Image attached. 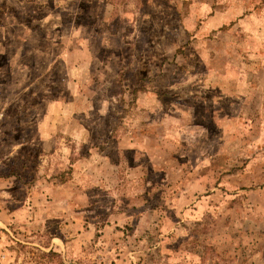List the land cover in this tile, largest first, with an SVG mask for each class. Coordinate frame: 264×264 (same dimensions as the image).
Returning <instances> with one entry per match:
<instances>
[{
	"label": "rangeland",
	"instance_id": "rangeland-1",
	"mask_svg": "<svg viewBox=\"0 0 264 264\" xmlns=\"http://www.w3.org/2000/svg\"><path fill=\"white\" fill-rule=\"evenodd\" d=\"M0 264H264V0H0Z\"/></svg>",
	"mask_w": 264,
	"mask_h": 264
},
{
	"label": "trees",
	"instance_id": "trees-1",
	"mask_svg": "<svg viewBox=\"0 0 264 264\" xmlns=\"http://www.w3.org/2000/svg\"><path fill=\"white\" fill-rule=\"evenodd\" d=\"M50 255H53L52 253Z\"/></svg>",
	"mask_w": 264,
	"mask_h": 264
}]
</instances>
